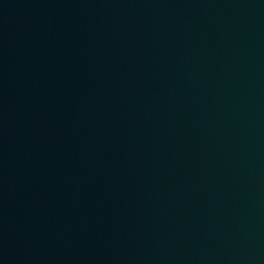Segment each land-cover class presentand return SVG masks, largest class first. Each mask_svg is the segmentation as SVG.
<instances>
[{
    "label": "water",
    "instance_id": "95a60500",
    "mask_svg": "<svg viewBox=\"0 0 264 264\" xmlns=\"http://www.w3.org/2000/svg\"><path fill=\"white\" fill-rule=\"evenodd\" d=\"M0 264H264V0H0Z\"/></svg>",
    "mask_w": 264,
    "mask_h": 264
}]
</instances>
